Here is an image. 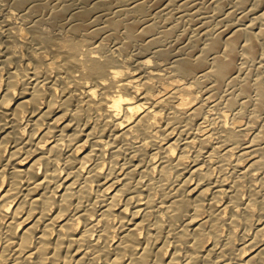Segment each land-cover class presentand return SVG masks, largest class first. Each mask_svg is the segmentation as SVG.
Wrapping results in <instances>:
<instances>
[{
  "label": "bare ground",
  "instance_id": "6f19581e",
  "mask_svg": "<svg viewBox=\"0 0 264 264\" xmlns=\"http://www.w3.org/2000/svg\"><path fill=\"white\" fill-rule=\"evenodd\" d=\"M175 1L0 0V264H98L99 256L101 264H193L194 257L213 253L225 257L216 264H264V238L259 237L264 176L248 188L259 209L239 195L238 178L212 174L227 163L217 159L230 153L223 149L225 141L252 125L232 111L233 97L227 98L216 127L207 123L213 111L206 110L216 100L208 89L236 81L244 61L256 58L264 24L256 31V15L249 23L229 22L215 30L212 23L200 27L201 17L199 30L194 23L192 34L187 27L179 32L180 18H191L199 9L182 11L190 1L180 0L183 6L174 18L179 20L173 21ZM216 1L217 9L226 2ZM249 1L239 0L243 6ZM263 17L264 12L257 18ZM44 22L60 32L69 24L73 33L56 36ZM79 33L96 46L79 53L69 40ZM260 77L240 86L246 93L255 89L256 107L264 101ZM183 121L188 135L175 133ZM254 140L229 144L250 157L247 171L264 168V154L256 155ZM153 146L152 162L137 169L139 155ZM151 167L160 169L157 179L136 178ZM234 167L233 173L242 172L240 165ZM174 169L187 178L172 188V199L157 203L156 191L165 194L159 180ZM190 177L200 179L189 183ZM181 190L186 194L178 198ZM126 193L127 202L117 207ZM94 207L98 213H92ZM202 209L208 215L200 218ZM183 211L192 231L186 254L183 227L176 220ZM256 214L259 219H252ZM241 217L257 233H243L247 238L236 251H218L220 223L235 224ZM205 237L213 239L204 244Z\"/></svg>",
  "mask_w": 264,
  "mask_h": 264
},
{
  "label": "rangeland",
  "instance_id": "374dc122",
  "mask_svg": "<svg viewBox=\"0 0 264 264\" xmlns=\"http://www.w3.org/2000/svg\"><path fill=\"white\" fill-rule=\"evenodd\" d=\"M76 1H79V0H76ZM119 1H123V0H117V2H119ZM166 1H169V0H166ZM166 1L164 0V2H166ZM170 1H172V0H170ZM176 1H175L176 4H174L175 7H174L173 4H172L173 7L171 6L174 9V10L172 9L171 11H175V12H172L173 14L175 13L174 14L175 17H173V21H178L179 20V19H174V18H178L179 17V14H180L179 12L181 11L182 6H183V5L180 6L181 5L180 3L182 1L185 2V0H182L181 2H180V0H176ZM188 1H190V2L188 3L187 6H183L184 9H182V11L184 10L186 12L188 10V7H189V10L187 12H189V13L191 12L192 13V11H193V13H195L196 12L195 11L196 8L199 9V10H197L199 12H196L194 16L192 15V17H191L192 19L187 17V19L183 20V18H184L183 17L182 20H181V18H180V21H178L179 24H180L179 25V29H180L179 32L181 30H184L185 27H187V30L189 31V33L192 34L194 31L196 32V29L199 30L201 26L203 27L206 24L210 25L211 23L212 24L210 25V27L213 25L211 28H213L215 30H219V28L222 29V27L225 28L224 26H227L229 22H230V24L237 23L238 21H239V23L240 22L241 23H245L244 21H246V23H249V21L251 22L252 19L256 17V15H257V17H259V15L264 12V0H250L248 2V4H246L244 6L240 4L239 0H226L225 4H224V1H222L223 3H221L222 7L223 8L225 7L224 9H222L221 6H218V9L216 8L217 4L220 5L219 2L215 3V2H217L216 0H214V1H211V0H196V1L195 0H188ZM194 1L196 2V5H199V7H197L195 4L194 5L196 7L192 5L193 3H195ZM186 2H187V0H186ZM213 3H214V5H213ZM189 4L192 5V6L190 7ZM209 4H211V6H209ZM78 5H80V4H78ZM179 6H180V9H179ZM185 7H187V8L185 9ZM255 7L257 8L256 11H255V9H253V11H252L251 9L255 8ZM175 8L176 9L178 8V9L176 10ZM219 8L221 9L222 12L219 13L220 15H216L215 14L216 10H220ZM152 9H153V7H152ZM231 10H232V12H230ZM248 10L249 11L251 10V12L249 13ZM232 13L236 14V15L233 16ZM198 14H200V16H198ZM208 14H210V17H208L210 19L207 18ZM225 14L227 16L229 14V16H228L229 18L227 16H225ZM212 15H213V17H212ZM164 16H165V14L163 15V17ZM201 17L203 19H201ZM230 17H233V18H230ZM257 17H256V19H254V20H256V22L258 24V25L256 24V31L259 30L258 26L262 27L261 25L264 24V17L262 18V20H261V18L259 19ZM195 18H197V19H195ZM198 18L201 19V20H199V23L197 22ZM206 18L209 20V22L207 21ZM211 18H214V19L212 20ZM194 19H195V22H194ZM204 19H205V22L203 21ZM247 19H249V20H247ZM210 20L214 21V24ZM221 21H223V22H221ZM196 22H197V24L199 26L200 25L201 26L200 27L198 26V28H197ZM203 22L205 24H203ZM47 23L48 22H44L43 23L44 27L49 29L48 27L50 26L49 30L52 31L51 34L52 33H56V36L57 35L60 36V35H64V34L67 35V33L68 34H72L73 33L71 31V29L67 27V26L70 27L69 24H65L64 27H61L62 31L60 32L59 28H53V26L51 28V24L50 23L47 24ZM226 23H227V25H226ZM194 25H195L196 28H194ZM190 26L194 28V31H193V28L191 29ZM263 27H264V25H263ZM63 28H65V29H63ZM66 28L69 29L70 31L69 30L65 31ZM55 29H56V31H58L60 33L55 32ZM105 33L106 32H102V36L107 37V39H104V38H102V39L108 41L111 44H114V41H116V40H114V39L113 40H109V39H111L110 36H107L106 35L107 33L106 34ZM262 38H264V33L261 35L260 40ZM69 40H73L76 43V47H77L79 53H80V51L82 49L85 50V48H86L87 50H89L93 46H96L95 40H91V41H94V42L92 43V45L90 47V45L86 42V36H84V34H80V33L78 34L77 37L75 36V38L69 39ZM262 41H264V39H262L260 42H262ZM262 43H263L262 45L260 43L261 46L259 47V52H258V55L256 56V58L253 61H251V60H248L249 62L244 61L245 65L243 64V66H245L246 68L245 67L243 68L245 70H242V75H238V78H237L236 81H231V79H228L226 81L225 86H224L223 89H219V90H216V89L214 90L212 88L208 89V92H209L208 95H211L212 99H216V100L213 101L211 103V105H209L206 108V110H210L211 109L213 111V115L211 117L209 116V120L207 121V123L210 124L212 127H216V126L220 125V123H221V118L218 116V114L222 110H224L225 107L227 106V104H226L227 98L233 97L236 105H234L232 111L237 113V114H239L238 118H240V120H241L240 122H243V123L250 122L251 123L252 126L249 129H246L244 131H238V129H237V132L233 136V138L228 139V140L225 141V143L223 145V149L225 148V150H229L230 153H226L224 157H222L221 154L218 155V157L217 156H215V157H217V159H220L221 163H224V162H227V163H224V165H225L224 169L223 168H219V167H215V169L212 171V174H213L214 177H217L218 175L219 176L221 175V176L227 178L230 181H233L236 178H238L237 181H238V185H239L238 186L239 195L244 199L245 202H247V203H249V202L255 203L256 206L259 207V209H261L262 205L259 204V201L257 200V198H254V195L250 194V190H248V188H249L251 182H253V183H261V179L264 176V168L252 169V170H248L247 171L245 168L250 162V157L247 156V155L246 156H240L239 148L236 149L237 152H234V149L232 148L233 145H229V144H231L234 141L237 142L239 140L245 141V142H250V141L255 139L253 141V143H251V144H255L254 148H258V150L256 149V155L264 154V149H259L260 147L264 146V101L260 104L261 107H256L257 103H256V100L254 98L255 97V89H253V90H251L250 92H247V93L243 92V90L240 89V86L243 83V81H251V82L254 83L256 81V79H257V76H258V78H259V76H262L260 78H261V81L263 80V82H264V42H262ZM25 52H26V49H25V51H24V49H21V51L19 53H22L23 55H26ZM131 54H133V53H131ZM259 69L260 70L262 69L263 73L260 72ZM244 71H246L245 74H244ZM255 71H257V72L259 71L258 74ZM84 75H88V74H84ZM83 79H91V76L89 75V76H87L86 78H83ZM210 82L212 84L214 83V77L212 78V80ZM199 100L200 99H198V101ZM240 107L242 108V111L238 109ZM181 123L183 125H185V126L184 127L182 126L181 128L176 129L175 133H178V132H180L179 130H182L183 133L188 135V131L185 130V128L187 127L186 121H183ZM244 125H246V124H244ZM184 135H182V136H184ZM179 140L181 141V138L178 139L177 142H179ZM182 144H183V141H182V143L178 144L177 154H179V152L181 151ZM240 145H242V144L240 143ZM193 150H195V147H193V149L189 152L190 155L193 154ZM225 150H223V151H225ZM155 151L156 150L154 149V146H153V147L149 148V150L144 155H139V157H138L139 160L137 161V163H139L140 165L137 167V169H141L143 165L144 166H148L152 162V157H154L153 154L155 153ZM191 158H192V156H191ZM186 164H189V162H187ZM234 164H238L241 167H243L241 173H239V174L238 173L237 174L233 173V171L236 170V168L234 167ZM117 168H120L119 164H118ZM159 174H160V169L159 168L155 169V168L151 167L144 174H140V170H139L136 173V175H137L136 178H139V179L143 178L145 181H148V179L151 178V177L152 178L154 177L155 179H157L159 177ZM186 178L187 177H184L176 169H174L173 171H170L167 174H164L163 175V179L159 180V181H163L164 182L165 194L163 195V194H161V192L156 191V195H154L153 198L157 197V200H156L157 203L160 202V201H163L161 199H165V200L172 199L173 196H174V191H172V188L175 187L176 185H179L183 180H186ZM199 179H200V177H197V178L196 177H194V178L190 177L189 183H195ZM202 179H205V178H202ZM95 184H96V182H95ZM133 185H135V181L133 182ZM153 185L156 186V184H153ZM98 190L99 189H98L97 185H94V188L92 190L93 195H95L98 192ZM127 194L128 193L123 194L119 198V200L117 201V205H116L117 207L122 206V205H124L127 202V197H128ZM185 194H186V192L184 190H181L179 192V194H178V198L185 196ZM96 201L99 202L98 206L102 203L98 199ZM92 202H94V201L92 200ZM194 205H195V203H191V207H190L191 213L193 212ZM92 213H98V211H96V207H94V210H93ZM181 215L182 216L176 218V220L183 227L182 247L184 248L183 251L186 254L187 246L192 241V231L186 226V218L188 217V213L183 211ZM207 215L208 214H207L205 209H202L200 211V218L206 217ZM250 216H251L252 219H259L258 214L250 215ZM244 219H245L244 217H241L240 221L238 223H235V224H228V223L221 224L220 223V226L216 229L217 238H218L217 239L218 251L221 252L223 248H227V247H229L233 251H236V248L238 247V245L241 242V240L246 237V236L245 237L242 236L243 233L244 234H248V237L249 236H253V235H255L257 233L256 229L252 226V223L251 224H246ZM117 221H118V218L112 220L113 223H116ZM82 225H83V223L77 228V232H79V231H81L83 229ZM101 226H102V224H98V225H96L94 227V229L91 230L90 236L92 238H94V236H97V232H98L97 228H100ZM114 229L115 228H112L113 231H116V229L115 230ZM229 236H230V238H228ZM259 237L264 238V230L260 231ZM160 239L161 240L164 239V241L166 240V238H160ZM212 239L213 238L209 239V237H205L203 239V243L207 244V243L211 242ZM167 248L168 249L171 248V244L170 243H168ZM191 256L192 255H190V257ZM185 257H187V255H185ZM222 258L223 259L225 258V257H223L222 253L221 254L213 253V254H210L208 257L196 256V257H194V263L193 264H216V261L219 260V259H222ZM102 260H103V258L101 256L97 257L98 264H101ZM183 261H185V259L181 260V262H183Z\"/></svg>",
  "mask_w": 264,
  "mask_h": 264
}]
</instances>
